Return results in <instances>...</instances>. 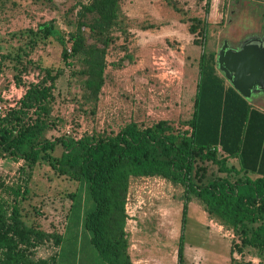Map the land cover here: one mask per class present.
<instances>
[{
  "label": "rangeland",
  "instance_id": "374dc122",
  "mask_svg": "<svg viewBox=\"0 0 264 264\" xmlns=\"http://www.w3.org/2000/svg\"><path fill=\"white\" fill-rule=\"evenodd\" d=\"M88 1L0 0V54H10L0 64V104L15 105L18 92L20 95L22 90L26 91L30 82L45 77L48 72L52 76L59 74L46 130L48 139L62 135L73 138L110 135L131 121L151 126L165 120L175 129H190L200 79L198 61L205 46L217 52L225 37L237 42L247 32L264 34L263 10L253 5L246 10L247 21L238 19L237 13L235 22L229 24L222 36L217 32L220 24L210 27L206 19H199L197 13L207 12L206 5H202L204 0H186L180 8L175 4L173 8L183 17L177 24L161 22L165 7H155L153 23L147 20L145 26L130 22L126 23V32L122 26L109 34L106 79L96 97L85 87L87 76L81 72L84 66L81 59H74L75 66L65 65L63 46L57 39L35 42L36 36L28 32L54 20L69 41V34L76 30L81 18L82 5ZM121 8L124 12L127 5ZM148 25L153 26L151 30L142 32ZM99 43L104 46V42ZM186 81L190 87L185 90ZM54 154L60 155L61 150ZM23 164V161L0 158V195L13 204L14 189L27 185V193L18 199L25 221L63 238L60 245L55 238L35 241L28 249L30 258L37 264L42 261L108 264L93 244L91 232L84 227L85 214L95 206L87 185L67 175H58L46 161L38 163L26 180L29 171L21 170ZM208 167L210 179L219 174L217 165L209 163ZM190 195L184 224L183 186L175 187L160 178L133 182L127 204L129 226H139L136 244H144L146 263L166 259V253L168 264H178L183 235L184 259L188 264H264V255L258 250L246 247L240 251L236 246V242L241 243L240 237L232 227L209 215L198 197Z\"/></svg>",
  "mask_w": 264,
  "mask_h": 264
},
{
  "label": "trees",
  "instance_id": "16d2710c",
  "mask_svg": "<svg viewBox=\"0 0 264 264\" xmlns=\"http://www.w3.org/2000/svg\"><path fill=\"white\" fill-rule=\"evenodd\" d=\"M82 7L69 41L54 20L28 32L36 36L32 37L35 42L57 39L63 46L65 65L75 66V60L81 59V72L87 76L85 87L97 97L106 79L109 34L122 26L126 32V22L121 0H89ZM9 55L0 54V64ZM20 57L18 53V60ZM199 67L190 129H175L165 120L151 126L131 121L110 135H62L53 139L46 138V130L59 74L52 76L48 72L30 82L18 103L0 115V158L23 161L21 170L29 171L26 180L38 163L46 161L58 175L83 181L95 203L85 214L84 227L108 264H135L129 253L126 206L130 180L141 176L163 177L184 187V224L193 194L202 200L210 215L234 229L240 237L241 243L236 242L240 251L250 247L264 255V113L252 108L227 83L218 70L217 53L207 50V46ZM58 149L61 154H54ZM233 158L238 159V164L231 163ZM209 163L217 165L219 172L211 179ZM251 173L260 176L252 179ZM27 191V185L14 189L13 204L0 195V264H37L29 256L31 244L55 238L60 245L63 240L25 221L18 199ZM183 238L182 235L178 264H188Z\"/></svg>",
  "mask_w": 264,
  "mask_h": 264
},
{
  "label": "crops",
  "instance_id": "0c3cea01",
  "mask_svg": "<svg viewBox=\"0 0 264 264\" xmlns=\"http://www.w3.org/2000/svg\"><path fill=\"white\" fill-rule=\"evenodd\" d=\"M156 1H160V2H156ZM185 1L186 0H121V6L127 5V8H125L124 13H123L124 14L123 20L126 23H130V22L131 23L139 22L142 24L144 23L146 26V24L149 23L147 20H150L153 23V20L155 17L154 16V13H155L154 8L162 6L163 8L165 7L164 8L165 9V11H164L165 15H164V18L161 22H163L165 24H169V25L171 23L177 24V23H180L181 21H183V17L181 18L180 13L177 10H175L173 8V6H175V4H176L178 6L177 8L183 7V6H185ZM206 1L207 0H204L202 2L203 3L202 5H206V8H208L206 14L202 13V12L197 13V14L199 16V19L203 18L202 19L203 21L207 20L210 27H213V26L215 27L216 25L220 24V26H219L220 29L217 31L219 36H222L224 34V32L226 30H228L230 23L235 22V20H236L235 17H237V15H236L237 13H239L238 19H243V18L245 19L246 10L247 9L249 10V8H253L254 6H257V8H261L263 10L262 15L264 16V0H208L207 1L208 4H206ZM251 5H253V7H251ZM228 8H230V10ZM242 11H243V13H242ZM245 20L247 21V18ZM151 27H153V26L148 25L147 28L142 27L143 28L142 32H145V31L147 32V31L151 30L150 29ZM163 29H164V27H163ZM247 33H246L247 36H245L241 41L236 42V41H234V39H230L228 37H225V38H227L225 40H227L229 42L230 46L237 47L239 44H241L245 40L253 39V38H264V34H261L258 31H252L250 33L249 32H247ZM212 35H214V33H212ZM225 40H223L222 44L220 45V48L223 45ZM220 48L216 52L217 57H218ZM191 65L195 66L194 63ZM218 70L225 77L224 73L219 69V67H218ZM225 79H226L227 83L231 84V82L226 77H225ZM186 82H185V86H184L185 90L187 87L188 88L190 87L189 82L188 81H186ZM186 84H188L189 86ZM185 90H184V93L187 95L188 89H187V92H185ZM243 97H245V96H243ZM245 98L249 101L252 108L257 109L258 111L264 113V91H261L259 93H254V94H252L251 97H249V98L245 97ZM257 101H258V103H256ZM231 163L238 164V159H235V158L231 159ZM259 176L260 175L257 173H251L250 174V177L252 179H256ZM146 178H160V179L165 180L168 184L177 187L176 185H174L172 182H170L166 178L159 177V176L132 177L130 180L128 199L131 196L133 182L136 180H142V179H146ZM197 199L203 204L201 199H199V198H197ZM127 204H128V200H127ZM204 207H205V205H204ZM183 209H184V207H183ZM205 211L209 214V212L206 210V208H205ZM127 213H128L129 217L127 219L126 232L128 234V238L130 241L129 253H130L134 263L135 264H168V254H166V253H165L166 259L160 260L158 258L156 260V263L155 262H149V263L145 262V255H147V252L144 250V247H143L144 244L143 245L136 244V242L138 241V239H137L138 237L136 238V235L139 231V226H134V225L132 227L129 226L131 224V219H130V214H129L128 210H127ZM232 230L234 231L233 228H232ZM138 247L140 248V250H137Z\"/></svg>",
  "mask_w": 264,
  "mask_h": 264
},
{
  "label": "water",
  "instance_id": "95a60500",
  "mask_svg": "<svg viewBox=\"0 0 264 264\" xmlns=\"http://www.w3.org/2000/svg\"><path fill=\"white\" fill-rule=\"evenodd\" d=\"M217 65L243 96L264 91V38L248 39L237 47L225 40Z\"/></svg>",
  "mask_w": 264,
  "mask_h": 264
},
{
  "label": "built area",
  "instance_id": "2783aa9c",
  "mask_svg": "<svg viewBox=\"0 0 264 264\" xmlns=\"http://www.w3.org/2000/svg\"><path fill=\"white\" fill-rule=\"evenodd\" d=\"M15 91H16V89H15ZM13 92H14V91H13ZM13 92H12V93H13ZM22 92L25 93L24 90H22ZM20 93H21V91H20ZM23 93L19 95V92H18V96H17L16 104H17L18 101L23 97V95H24ZM16 104H15V105H16ZM15 105H14V104H10L9 106H6V105H1V104H0V115H5L6 112H7L10 108H12L13 106H15Z\"/></svg>",
  "mask_w": 264,
  "mask_h": 264
}]
</instances>
